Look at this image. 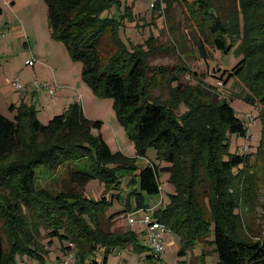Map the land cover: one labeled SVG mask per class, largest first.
<instances>
[{"label": "trees", "instance_id": "1", "mask_svg": "<svg viewBox=\"0 0 264 264\" xmlns=\"http://www.w3.org/2000/svg\"><path fill=\"white\" fill-rule=\"evenodd\" d=\"M42 1L50 39L62 43L69 58L80 63V75L95 94L112 99L118 123L130 128L128 134L136 155L144 157L146 149L151 147L156 150L158 160L170 164L169 180L176 185V192L166 207L143 209L150 210L153 219L177 235L180 243L176 253L185 254L194 243L203 241L217 254L218 264H264V238L248 237L242 232L236 196L230 190L246 166L248 153L230 152L231 134L247 137V128L229 100L223 99L211 110L215 116L212 128H196L194 122L202 106L197 108L199 104L181 100L190 109L178 115L172 107L180 100L173 96L169 101H162L148 92L151 85L162 82L154 74L148 78L147 71L155 70L162 76L167 69H172V64L149 66L146 56L123 47L113 18L99 17L114 0ZM176 1L184 5L186 18L195 31L205 35L212 47L226 52L230 47L224 35L232 41L240 39L243 58L227 74L222 72L226 75L223 81L238 77L247 88L241 98L258 104V115L262 119L258 146L262 147L264 0H239L241 25L236 8L224 16L213 0ZM158 7V1L154 0L152 9ZM255 9H258L257 14H253ZM103 37H107L108 44L114 48L106 58L101 52ZM153 47V44L149 47L150 54L154 52ZM256 55L257 67L248 78L242 77L250 58ZM173 82L177 91L180 85L176 79ZM16 111L14 119L0 113V188L7 191L0 194V264H15V252L43 258L46 251L30 235L39 228L46 230L48 244L53 238L61 244L63 239L67 240L64 249H69L66 254L72 252L73 264H83L91 256L89 260L95 262L96 252H102L98 264H105L107 253L116 246L131 245L133 249L150 251L148 245L136 242L132 230L114 232L102 228V220L109 217L104 196L95 199L72 189L51 193L36 187L37 178H53L60 167L67 180L79 188L94 178L113 182L118 169L134 168L126 165L122 152L110 150L100 135L101 121L86 117L77 101L70 102L46 123L38 119L34 105L22 102ZM204 157L209 188L201 190L202 197L196 198L195 187L203 182L197 177L195 165ZM187 161L188 166H181L185 167L184 178H181L176 174L178 169L174 172L173 169ZM159 168L154 163L139 168L136 176L140 190L158 191ZM250 177H244L241 183L242 193L247 197L253 193ZM140 207L137 203L130 212ZM3 236L9 241L8 252L4 249ZM205 253L202 249L199 256L202 258ZM150 256H153L151 251L146 257Z\"/></svg>", "mask_w": 264, "mask_h": 264}, {"label": "rangeland", "instance_id": "2", "mask_svg": "<svg viewBox=\"0 0 264 264\" xmlns=\"http://www.w3.org/2000/svg\"><path fill=\"white\" fill-rule=\"evenodd\" d=\"M153 1L114 0L107 9L99 13V17L113 18L117 24L119 41L123 47L127 51H136L141 56H146L149 66L172 64V69H167V73L162 76L155 73V70L154 72L147 71L148 78L154 74L155 78L162 82L151 85L148 92L162 101H169L173 96L175 100H180L176 101L172 107L173 112L178 115L185 114L190 109L189 105L181 100L199 104L197 108L204 107L205 109L200 107L198 118H195L194 125L196 128L212 126L211 123L215 122V116L211 110L223 99L229 100L236 115L247 128V137L231 134L229 139L230 152L242 154L244 153V146H247L248 149L246 166L235 178L230 190L236 196L242 232L246 233L248 237L257 235L264 238V145L258 146L261 138L262 119L258 115V104L247 103L241 98L247 88L238 77L229 78L226 83L223 81L225 74L243 58V52L239 48L240 39L232 41L229 36L224 35L223 39L230 48H227L228 51L222 52L212 47L204 34L194 30L186 18L184 5L179 1L157 0L159 7L155 10L152 9ZM213 1L224 16H228L229 12L236 8L239 16L238 21L240 25L242 24L239 0ZM257 12L258 9H255L253 14H257ZM15 17L22 19L28 27L31 45L36 51L41 52L48 62H51L48 63L52 65L51 68L55 67L56 69L57 83L50 82V84L49 80H44L54 88L53 95L49 96L47 93L43 98L47 99L56 95L59 102L66 97L71 101H75L77 98L76 101L79 102L86 117L101 121L100 135L110 150L122 152L126 156V165L131 164L134 167L128 170L118 169L113 182L94 178L83 188H79L68 181L63 168L60 167L57 176L53 178H37L36 187L45 188L51 193L66 192L72 189L86 197L95 199L104 196L106 199L105 212L109 217L104 222L102 220V228L114 232L132 230L135 233L136 242L140 245H147L146 223L140 218L143 214V208H164L171 200V195L176 192V185L169 180L170 164L158 160L156 150L151 147L146 149L144 157L136 155L133 140L128 134L130 128H124L118 123L112 108V99L95 94L80 75V63L72 61L69 56L67 57V52L62 43L50 39L46 8L42 0H0V113L9 119H14L17 106L23 102L36 107V113L42 123L48 121V118L42 113L46 109L41 108L42 101L46 102V100H38L37 98L31 100L30 90L34 88L31 84L27 88L24 79L30 78V81L37 79L42 83L44 75H50V68L47 70L46 65L41 66L39 63H35L33 66L24 64L23 60L27 51L23 42L26 39L18 36L15 30L18 21ZM52 43L58 48L57 53L53 51ZM151 44L154 46V52L150 54L149 47ZM113 49L108 44V38L103 37L102 56L108 57ZM257 57L258 55L250 58L242 77L248 78L257 67ZM222 72L225 74L222 75ZM15 78H18L26 86L25 91L20 92L14 88L13 81ZM174 79L180 85L177 91L174 88ZM60 83L64 84L59 88ZM81 85L83 89L80 87ZM73 93L77 97H74ZM12 104L14 107L11 108ZM46 105L45 103L44 106ZM247 113L252 115L250 122L246 117ZM92 132L96 133V131ZM205 160L206 157L198 159L195 165L197 177L203 182L195 187L196 198L202 197L203 192L201 190H208L209 188L207 173L204 171ZM148 163L158 164L160 167L158 169L159 189L153 193L140 190L137 184V171ZM188 165L189 161L180 163L173 169V172L178 169L176 174L184 178L185 167L182 168L181 166ZM250 175L249 182L253 193L247 197L242 193L241 183L244 177ZM5 192L7 191L0 188V194ZM137 203L142 207L137 209L133 215L136 220L131 224L127 217ZM125 208H130V210ZM1 224L2 219H0ZM1 232L2 234L5 233L3 229ZM30 235L32 240L37 245L43 246L42 248L46 251H42L43 258L27 252H15V264H62L69 250L64 249L67 240L63 239L61 244L57 238H53L51 244H48L46 230L43 228H39L38 232L31 231ZM163 241L164 249L159 254V258L146 257L150 254L149 250L140 251L133 249L131 245H124L116 246L109 251L106 255L105 264H218L217 254L211 252V246L203 241L194 243L193 247L187 250L185 254L176 253L180 242L174 232L167 230L163 234ZM3 245L5 251L8 252L9 241L6 236H3ZM202 249L206 253L201 258L199 255H201ZM94 255L96 256L95 262L89 260L93 257L91 256L82 263L98 264L102 258V252H96Z\"/></svg>", "mask_w": 264, "mask_h": 264}, {"label": "crops", "instance_id": "3", "mask_svg": "<svg viewBox=\"0 0 264 264\" xmlns=\"http://www.w3.org/2000/svg\"><path fill=\"white\" fill-rule=\"evenodd\" d=\"M13 2V1H12ZM16 18V20L18 21V25L16 26V32H17V34H18V36L19 37H22V38H25L26 40L23 42L24 44H25V49H26V51L27 52H25L26 54V57L24 58V60H23V62H24V64L25 65H27L26 64V60L28 59V58H31V57H33L34 59H35V62H34V65H35V63H39L41 66H47V70L50 68V70H49V73H50V75H48V74H46V75H44L45 77H44V79H42L43 81L42 82H46V81H44V80H49L48 82L50 83V82H54V83H57L58 82V80H57V78H56V69H55V67H52L51 68V66L52 65H50V64H48V63H51V62H48L47 60H46V57L45 56H43L42 55V53L41 52H39V51H36L35 50V48L33 47V45H31V42H30V33H29V29H28V27L23 23V20L22 19H20V18H17V17H15ZM52 45V49H53V51L54 52H56L57 53V49L58 48H56V46L54 45V43H52L51 44ZM59 51V50H58ZM67 54V53H66ZM67 57H68V55H67ZM51 60V59H50ZM65 60H66V57H65ZM52 61H54V60H52ZM67 61V60H66ZM51 71V72H50ZM48 76V77H47ZM25 81H24V83H25V85H27V88H28V86H30V84H31V82L32 81H30V78L28 79H24ZM35 80V79H34ZM37 80V79H36ZM47 82V83H48ZM78 83H79V81H77ZM51 84V83H50ZM61 85H58L59 86V88L60 87H62V84H64V83H60ZM80 87H82V89H83V86L81 85ZM85 89V88H84ZM30 99L32 100V99H35V98H37L38 100L39 99H41V100H43L44 98H43V96L45 95V94H47V92H46V90L42 87V86H39V87H37L36 89H32V90H30ZM73 96L74 97H77L76 95H74V93H73ZM48 97V96H47ZM76 99L77 98H75V101H76ZM44 100H46V102L44 101H42V103H41V108L42 109H46L45 110V112H42V113H44V116L46 117V118H48V120L54 115V114H58V113H61L67 106H68V104L70 103V102H72L71 101V99H67V97H66V99H62L61 100V102H59V100H58V98H57V96L55 95L54 97H50V98H47V99H44ZM65 100V101H64ZM67 100H70V101H68L67 102ZM67 102V103H66ZM47 104L46 106H44V104ZM65 104H67V105H65ZM35 107V106H34ZM35 109H36V107H35ZM38 110V109H37ZM37 114V113H36ZM37 117H38V115H37ZM38 119H39V117H38ZM39 120H41V119H39Z\"/></svg>", "mask_w": 264, "mask_h": 264}, {"label": "built area", "instance_id": "4", "mask_svg": "<svg viewBox=\"0 0 264 264\" xmlns=\"http://www.w3.org/2000/svg\"><path fill=\"white\" fill-rule=\"evenodd\" d=\"M35 62V59L33 57L28 58L26 60V64L28 66H33ZM14 88L17 89L20 92H23L26 90V86H24L18 78H15L13 81ZM32 88L36 89L39 86H42L45 88L49 96L53 95L54 88L52 86H49L46 82L40 83L38 80H33L31 82ZM246 117L248 119V122L252 120V115L250 113L246 114ZM247 146H244V151H247ZM150 210H144L143 214L140 220L144 221L146 223V244L148 245L151 253L155 258H159V254L164 249V241H163V234L167 231V228L164 224L156 221L149 215ZM136 211L129 212L128 214V222L134 223L136 219L133 218V215ZM74 258L72 252H69L66 256V258L63 260L62 264H73Z\"/></svg>", "mask_w": 264, "mask_h": 264}]
</instances>
